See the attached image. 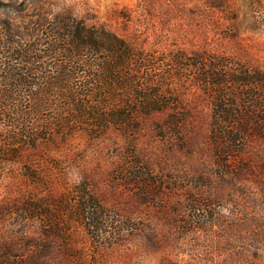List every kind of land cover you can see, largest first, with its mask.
Returning <instances> with one entry per match:
<instances>
[{"label": "rangeland", "instance_id": "374dc122", "mask_svg": "<svg viewBox=\"0 0 264 264\" xmlns=\"http://www.w3.org/2000/svg\"><path fill=\"white\" fill-rule=\"evenodd\" d=\"M59 1L137 48L204 47L264 69V0ZM193 91H184L193 118L182 135L159 128L168 113L155 112L134 151L115 133L76 137L47 150L58 158L47 181L0 174V264H264V145L247 166H223L208 132L216 107ZM134 153L160 176L159 193L145 192L140 179L116 182ZM78 184L110 211L98 236L58 203ZM45 227H59L54 243Z\"/></svg>", "mask_w": 264, "mask_h": 264}, {"label": "trees", "instance_id": "16d2710c", "mask_svg": "<svg viewBox=\"0 0 264 264\" xmlns=\"http://www.w3.org/2000/svg\"><path fill=\"white\" fill-rule=\"evenodd\" d=\"M191 89L216 107L208 132L217 160L253 162L264 145V69L204 47H134L59 0H0V174L47 181L45 169L58 164L47 150L76 137L95 142L115 133L134 151L155 112L168 113L159 128L182 135L193 118L183 98ZM116 172L118 184L140 179L145 192L162 190L135 153ZM60 199L88 234H100L108 210L95 191L78 184ZM45 228L54 243L59 227ZM112 229L120 236L121 228Z\"/></svg>", "mask_w": 264, "mask_h": 264}]
</instances>
